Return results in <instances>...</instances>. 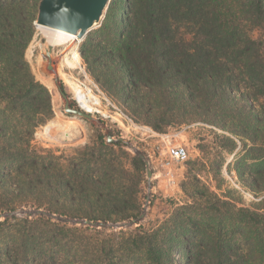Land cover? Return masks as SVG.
Masks as SVG:
<instances>
[{"label":"trees","instance_id":"16d2710c","mask_svg":"<svg viewBox=\"0 0 264 264\" xmlns=\"http://www.w3.org/2000/svg\"><path fill=\"white\" fill-rule=\"evenodd\" d=\"M38 1L0 0V214L13 213L0 221V264H178L175 251L183 264H264V196L246 207L201 188L154 228L106 233L138 216L144 161L129 170L111 148L120 144L103 139L68 156L32 144L53 119L24 57ZM122 1L121 16L108 8L81 44L89 75L156 130L159 109L175 101L218 112L241 144L239 182L264 194V0Z\"/></svg>","mask_w":264,"mask_h":264},{"label":"rangeland","instance_id":"374dc122","mask_svg":"<svg viewBox=\"0 0 264 264\" xmlns=\"http://www.w3.org/2000/svg\"><path fill=\"white\" fill-rule=\"evenodd\" d=\"M122 5V0H109L99 25L79 40L66 53L64 59L62 53L67 46L64 49L62 46L51 49L45 36L35 27L24 57L35 79L44 85L50 94L53 119L35 132L32 144L56 155L68 156L86 145L97 147L102 139L109 144L106 142V136L109 135L114 139L122 138L125 142L119 143L120 149L111 148L126 168L134 170L131 159L142 157L144 170L141 208L138 216L131 219L137 221L133 225H123L131 220L106 225L108 234L131 232L139 226L144 229L154 228L170 218L177 206L198 199L201 188L222 198L227 196L246 207L258 204L264 194L256 196L239 182L236 167L241 163L243 156L241 144L226 129H222L227 122L221 120L218 112L208 113L204 108L196 109V106H185L184 101H175L159 109V114L153 121V124L160 125V129L156 130L142 117L139 108L130 107L109 95L89 75L80 55L81 44L88 35L94 34L99 28L108 8L113 13L112 18L116 19L122 14ZM260 35L259 31H255L251 37L257 39ZM74 53L78 56L77 63L73 60ZM68 62L73 63V67H69ZM49 65L52 69H49ZM55 79L59 86H63L71 109L82 111L76 102L73 86L82 94L85 93L90 100L89 106L93 99L98 100L97 105L91 106L92 112L89 114L94 120L87 121L64 111L65 102L56 90ZM47 81H51V88L45 84ZM236 103L238 107L243 104L240 96H237ZM247 144L249 145L248 142ZM178 146L185 148L188 154V159L183 163L172 162L169 158V149ZM145 163L148 164L147 168ZM147 169L152 174L151 192L149 204L143 207L147 190H150L147 185ZM34 211L37 210L22 209L17 216H39L34 215ZM52 220L63 223L53 218ZM182 259L181 253L175 251V262L183 264Z\"/></svg>","mask_w":264,"mask_h":264},{"label":"water","instance_id":"95a60500","mask_svg":"<svg viewBox=\"0 0 264 264\" xmlns=\"http://www.w3.org/2000/svg\"><path fill=\"white\" fill-rule=\"evenodd\" d=\"M109 0H39L37 6L36 20L34 26H43L46 28L56 29L70 34L77 35L78 40H82L86 34L97 27L102 19L103 13L107 7ZM49 69H52L49 65ZM56 90L60 97L64 100V111L67 114H73L87 121H92L91 115L82 112L78 109H71L67 98L58 85L57 80H54ZM106 142L109 144H116L124 142L122 138L114 139L111 136H106ZM125 143V142H124ZM131 148L130 145H128ZM142 158V157H141ZM147 168L148 164L145 163ZM146 176L150 180L152 177L151 172L147 169ZM13 214V213H12ZM10 213L0 214V219L12 215ZM34 215L47 216L53 219L62 221L63 223L69 224H81L91 227H102L105 226L102 223H93L87 220L76 221L71 219H64L56 217L48 212L37 210L33 212ZM140 219V218H139ZM138 219V220H139ZM137 220H131L128 224L133 225Z\"/></svg>","mask_w":264,"mask_h":264},{"label":"bare ground","instance_id":"6f19581e","mask_svg":"<svg viewBox=\"0 0 264 264\" xmlns=\"http://www.w3.org/2000/svg\"><path fill=\"white\" fill-rule=\"evenodd\" d=\"M38 29L45 36L47 43L51 49L54 47H59V46H62L64 49L67 46L63 50V53H65V54L62 53V55H63L62 59H64V56L66 55V53L79 41L77 35H74V34H70L67 32L60 31V30H56V29L46 28L43 26H38ZM77 59H78L77 53H74L73 54V60L75 63L78 62ZM51 61H52V59H51ZM47 63H48V61H47ZM73 65H74L73 63L68 62L69 67H73ZM45 84L51 88V81H47ZM73 88L75 91L76 102L79 105L78 107L83 109L85 113L90 114L92 112V108H91V106H89L90 103H89L87 97L84 95L85 93L82 94V92L76 86H73ZM97 103H98V100H96V104Z\"/></svg>","mask_w":264,"mask_h":264},{"label":"built area","instance_id":"2783aa9c","mask_svg":"<svg viewBox=\"0 0 264 264\" xmlns=\"http://www.w3.org/2000/svg\"><path fill=\"white\" fill-rule=\"evenodd\" d=\"M87 99L90 102L88 97H87ZM97 104H96V99H93V102H92L91 106L92 105H97ZM81 110L84 112L83 109H81ZM95 111L98 112L97 110H95ZM169 158L171 159L172 162L183 163V162H185L188 159V154H187V151H186L185 148H182V147H179V146L178 147H171L169 149ZM150 182H151L150 180H147V185H148L149 189L151 188ZM150 192H151V189L147 190L146 199L144 201L143 207H146L149 204Z\"/></svg>","mask_w":264,"mask_h":264}]
</instances>
